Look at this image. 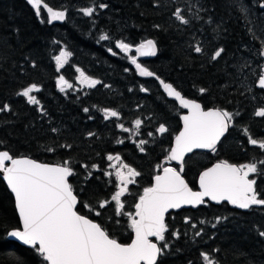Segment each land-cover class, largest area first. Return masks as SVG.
Returning a JSON list of instances; mask_svg holds the SVG:
<instances>
[{"label":"trees","instance_id":"16d2710c","mask_svg":"<svg viewBox=\"0 0 264 264\" xmlns=\"http://www.w3.org/2000/svg\"><path fill=\"white\" fill-rule=\"evenodd\" d=\"M189 1L46 0L56 10H60L61 6L68 9L65 21L47 24L41 23L23 0H0V105L7 103L11 107V111L0 112V150L48 164L71 159L78 176L70 178V182L77 188L79 198L94 207L100 201L110 199L116 190L115 177H106L103 173L110 171L107 155L119 154L125 163L141 172L137 184L130 185L129 193L122 198L125 211L133 212V205L143 188L150 186L151 178L157 173L154 169L164 161L170 138L178 128L177 112L174 104L164 98L155 80L136 77L125 55L115 48V40L111 44L97 42L98 36L105 31L120 32V36H114L116 39H124L133 44L154 39L158 43V55L141 61L149 70L172 83L178 90L205 87L212 93L211 98H220L224 94L230 97L232 93H226L225 87L227 89L232 82L218 81L223 66L211 72L208 63L194 54L193 46L201 43L202 37L199 29L192 31V28H210L211 25L216 28L220 25L221 30L216 36L227 52L229 50V54L226 53L229 58L236 56L237 47L241 48L247 41L243 21H238L237 17L231 20L232 15L229 20L223 0H193L198 1L199 6L209 9L208 12L200 13L203 20H196L194 14H190ZM257 2L259 0L255 3L252 1L254 17L259 14ZM99 3H107L109 7L99 9L94 17H86L79 11L82 7ZM177 7L183 9L185 16L192 21L190 25H181L172 15ZM209 15L214 21L211 25L205 23ZM260 21L264 25V20ZM155 25L161 27L156 28ZM118 28L122 29L119 31ZM224 28H227V33L223 32ZM16 29H19V33ZM207 41L210 44L208 46L214 50L216 44L212 43V38ZM62 47L71 51L72 56L57 73L53 57L59 54ZM109 47L117 52L116 56L107 51ZM32 61H35L37 67L31 66ZM238 61L233 66H240L241 62ZM77 67L111 87L97 85L90 89L78 86L75 92L62 94L56 86V79L63 75L74 85L79 75ZM125 68L130 71L125 72ZM33 82L42 87V91L35 95L41 100L47 115L42 116L37 106L27 104L25 98L16 95ZM141 85L150 91L140 92ZM84 107L90 109L89 113L83 112ZM104 107L119 111L120 118L104 120L99 111ZM89 116L93 119H88ZM137 118L144 123L140 135H135L130 142L117 125L123 123L125 127L132 128ZM160 123L169 127V133L148 137L147 133L155 132ZM52 128L59 131L53 133ZM88 132L96 135L88 137ZM140 139L149 140L144 153L139 151L134 142ZM117 140H123L124 143L118 144ZM64 143L72 144L73 148L58 147ZM49 147H55L56 151H46ZM81 164H96L101 170L96 171L90 167L93 178L85 181L86 173L80 167ZM79 210L81 214L89 215L104 224L119 242L129 241L128 218L114 216V203L107 210H101V217L89 214L84 208ZM199 213L181 210L167 215L166 222L170 231H179L180 238L170 237L172 253L166 257L164 264H189V261L202 264L200 253L213 252L214 248L219 249L212 254L219 259L220 264H264V241L255 238L249 231H239L237 224L229 223L230 228L220 235L215 231L210 241L205 232L196 236L183 221L186 217L195 218ZM115 220L120 222L117 224ZM17 226L11 196L0 181V264H35L30 248L21 247L5 238L6 232Z\"/></svg>","mask_w":264,"mask_h":264},{"label":"snow or ice","instance_id":"6c2138e0","mask_svg":"<svg viewBox=\"0 0 264 264\" xmlns=\"http://www.w3.org/2000/svg\"><path fill=\"white\" fill-rule=\"evenodd\" d=\"M32 7L35 15L41 23L52 24L57 21H65L67 8L60 7L56 10L50 6L46 0H26ZM226 7L234 10L240 15L238 21H243L247 35L253 41L259 40L260 47L253 53L260 58H264V25L257 24L252 12L251 0H225ZM107 3L82 7L79 11L86 17H94L99 9H107ZM259 9H264V0H259ZM214 10V9H213ZM191 11V6L189 8ZM209 9L200 6L194 13V19L203 20L201 12H208ZM43 13V14H42ZM46 14V15H45ZM175 19L184 26H188L192 21L184 14V10L177 7L173 14ZM264 17V13H260ZM213 18L209 15L206 23L212 24ZM154 27L160 28V25ZM261 35L257 36L256 29ZM221 30L217 25L214 32ZM19 33V29H16ZM227 33V28L223 29ZM108 33L99 36L98 41H111ZM59 44V41H55ZM247 48V45H243ZM115 48L123 53L129 63L134 66L136 74L140 77H153L159 82L167 97L171 98L179 109L186 110L179 116L182 121V129L174 137L172 146L167 150L164 161L158 164L157 174L153 177L151 186L144 187L134 204V212L125 211V203L122 200L129 193V186L137 184V178L141 172L128 163H125L119 154H108V167L112 171H104L106 177H115V192L110 199L102 200L98 206L94 207L89 202H84L79 198L77 188L70 178L77 177L78 173L71 159H64L62 162L48 164L38 162L28 156H15L8 150H0V176L6 182L10 192L14 195V206L19 217L17 227L7 231V236L15 238L23 245L28 246L35 257V264H164L166 257L172 253L170 237L179 239V231H170L166 222V217L170 210L181 209L185 205L196 207L204 205L207 201H214L217 204L228 202L229 204L243 210L255 207H264V191L258 190V178L264 177V159L250 160L249 162L235 164L226 159H220L211 167H206L198 174V191H194L185 179V170L188 163L186 157L195 150H207L216 154L218 146L222 147L223 142L230 135V130L236 127L239 111L233 112L223 107H205L204 104L195 98H188L182 94L172 83L166 82L156 72L149 70L140 62L142 57H155L158 55V43L154 39H145L133 44L124 39L115 41ZM107 51L116 56L117 52L111 47ZM196 54L208 55V63L219 62L226 54V47L218 45L210 54L206 53L201 43L193 46ZM135 53V54H131ZM72 52L66 48H61L59 54L54 56L55 70L57 73L68 63ZM33 68L37 67L35 61L31 62ZM241 67H251L249 61ZM259 73L253 72L256 76L255 87L264 92V64L259 65ZM130 71L129 68L124 69ZM79 73L77 81L80 85L94 89L97 85L110 88L102 80L87 75L84 70L77 67ZM56 86L60 92H66L73 88L63 75L56 79ZM42 87L33 82L16 93L17 96L26 99L29 105L37 106V110L42 116L47 115L41 100L36 93H40ZM132 91V89H129ZM140 92L148 93L150 90L143 85ZM203 97L208 93V89L201 87L198 89ZM248 91H252L251 88ZM255 99V97H253ZM95 107V105L93 106ZM11 111L9 104L0 105V112ZM88 107L83 108L84 113H89ZM104 120L110 118H120V112L112 108L104 107L99 109ZM253 115L264 118V106L258 107ZM88 119H93L89 116ZM144 121L137 118L133 121V127L127 128L123 123L117 125L123 132L132 135H140L141 126ZM53 133L58 132L57 128H52ZM169 133V127L165 123H160L155 132L149 131L148 137L155 135L163 136ZM250 129L243 128L247 143L254 148L264 152V139H258L249 134ZM88 137L96 135L88 132ZM137 148L141 153L146 151L145 146L149 140L140 139ZM118 144H123V140H117ZM62 149H72L73 145L64 143L58 145ZM46 151L54 152L55 147H49ZM175 162L177 167H172ZM167 165V166H165ZM85 170V181L93 178L94 169L100 171L99 165L81 164ZM97 179L99 177H96ZM207 198V200H206ZM114 203V216L127 217L128 227L134 234L130 243H121L114 238L104 224L97 222L89 215L81 214L80 208L87 209L88 213L95 217H101L102 211L107 210L109 205ZM227 217H217L216 224L226 220ZM119 223V220H115ZM190 218H185V223H189ZM201 224L204 221L200 222ZM193 228L195 224L191 225ZM202 230L195 233L201 235ZM258 236L264 238V230H258ZM219 249H213L218 252ZM200 257L204 264H220L219 259L213 256L212 252H201ZM189 264H192L189 261Z\"/></svg>","mask_w":264,"mask_h":264},{"label":"flooded vegetation","instance_id":"af4514ba","mask_svg":"<svg viewBox=\"0 0 264 264\" xmlns=\"http://www.w3.org/2000/svg\"><path fill=\"white\" fill-rule=\"evenodd\" d=\"M252 1H254L255 3L256 0H251V4ZM258 5L259 2H257V12L264 13V9H259ZM253 18L256 19L257 24L263 25L256 16H253ZM197 29L200 30L199 34L202 37L201 44L204 46L206 53L210 54L213 51L208 46L210 44L207 40L212 38V43L216 44V47L222 44L221 41L218 40L219 38H217L216 36V33L218 32L213 31V29L215 28H212V25L210 26V28H192V31H195ZM256 31L257 36H260L261 33L258 28L256 29ZM207 33H209V35ZM113 39L115 41L117 40L116 37H114ZM242 45H247L248 47H237L238 53H236V56H230L228 58V55L225 54L223 59L215 63H208V55L196 54L194 52L195 55L200 57L202 60L204 59V62L208 63L207 65L211 67V72H214V69L223 66L221 67L222 71L220 72L221 78L218 81H231L232 83L227 86V89L225 87V92L232 94L230 95V97L224 94L220 98H211L212 96L210 97V95L212 93L210 94L208 91L207 94L201 97L198 90H195L193 88H184L182 89L183 92L186 93L184 95L188 98H195L200 100L206 108L223 107L233 112L239 111L241 113V116L238 118V123L236 124V127L230 130V135H228L227 139L223 142V146H218V152L216 154L210 152H194L190 154L189 157H186L188 163L186 165L184 175L190 183L189 186L192 187L193 190L196 189V178L199 172L204 170L206 167H209L213 163H216L220 159H226L229 162L235 164L249 162L250 160L264 159V152H261L259 149L249 145L247 143L246 136L243 134V128L247 127L250 129L249 134L254 135L258 139H264V118H258L253 115L254 111L258 107L264 106V92L259 91L255 87L256 76L253 75L254 71L257 74L259 73V65L263 64V59L260 58L258 55L253 54L258 51L260 47V41L258 39L253 41L248 35L247 41L244 42ZM226 53L229 54V50L228 52L226 51ZM236 60H239V62L241 63L244 60L249 61L251 63V67H242V69L239 70V73H236L233 71V63L236 62ZM249 88L252 89L251 92L248 91ZM253 97H255V99H253ZM172 103L174 104V107L176 108L177 112L176 117L178 122V128L171 136L170 143L171 139L176 135L179 130L178 118L181 114H183V112L177 108L175 103ZM257 187L259 191H264V177L258 178ZM199 209L200 211H198ZM186 210L198 213L200 212L197 217H191L189 223H185V219L183 222L188 227H190L195 233L200 230H202V232H205L206 238L208 237V241H210L215 231H217L218 235H220L224 230L229 229V223L237 224L239 231H249L255 236V238L264 241V238L258 236V230H264V207L254 206L252 209L242 210L234 208V206H230L225 202L213 205L207 201L206 204L200 205L194 210ZM204 214L206 215L204 216ZM217 217H227V219L216 224V227L214 228L212 227V225L216 223ZM201 221H204V223L201 224ZM193 224L196 225L195 228L191 226ZM212 245L213 247H215L214 244Z\"/></svg>","mask_w":264,"mask_h":264},{"label":"water","instance_id":"95a60500","mask_svg":"<svg viewBox=\"0 0 264 264\" xmlns=\"http://www.w3.org/2000/svg\"><path fill=\"white\" fill-rule=\"evenodd\" d=\"M24 1V3L30 8V9H32V7L30 6V5H28L27 4V2H26V0H23ZM33 10V9H32ZM34 11V10H33ZM46 15V14H45ZM61 21H57V22H53V23H60ZM63 22V21H62ZM133 54H135V53H133ZM154 57H142V58H140V62L141 61H144V60H150V59H153ZM263 59V64H264V58H262ZM132 69L134 70V73H135V75H136V77L138 78V79H141V80H148V79H152V80H155V78H153V77H140L139 75H137L136 74V71H135V69H134V66H132ZM156 81V80H155ZM157 82V84H158V87H159V90H160V92L162 93V95L164 96V98L165 99H167V100H169V101H172V102H174L171 98H169V97H167V95L164 93V91H163V88L159 85V82L158 81H156ZM175 103V102H174ZM175 105H176V103H175ZM177 106V105H176ZM177 108H178V106H177ZM179 109V108H178ZM182 112H185L186 110H182V109H180ZM178 121H179V130H178V132L176 133V135L179 133V131L182 129V121H180V119L178 118ZM175 137V136H174ZM174 137L171 139V143H170V146H169V148L172 146V144H173V142H174ZM168 148V149H169ZM195 152H208L207 150H195ZM166 155H167V153H166ZM190 155V154H189ZM214 164V163H213ZM172 166H176L177 167V165H176V163L175 162H172V164H171ZM212 165H210L209 167H211ZM203 171V170H202ZM155 176V175H154ZM153 176V177H154ZM153 177L151 178V182H150V186H151V184H152V182H153ZM0 181L2 182V184L4 185V187H5V189H6V191L9 193V195L11 196V199H12V203H13V209H14V212H15V215H16V217H17V220H18V224H19V217H18V214H17V212H16V210H15V206H14V195L10 192V190L8 189V187H7V185H6V182L2 179V176H0ZM199 190V187H198V175H197V178H196V189L194 190V191H198ZM143 192V191H142ZM142 192H141V194H142ZM138 200V199H137ZM137 200H136V202H137ZM206 200H207V198H206ZM135 202V203H136ZM209 203H211V204H213V205H217V203L216 202H214V201H208ZM225 203H227L228 205H230V206H233V205H231V204H229L228 202H226L225 201ZM134 206V205H133ZM200 206V205H199ZM199 206H196V207H192V206H190V205H185V206H183L181 209H177V210H170L169 211V214L170 213H176V212H179V211H181V210H186V209H191V210H194V209H196V208H198ZM234 208H237V207H235L234 206ZM237 209H239V208H237ZM243 210V209H242ZM133 212H134V207H133ZM10 231V230H9ZM7 233V232H6ZM133 233L131 232V229H130V239H129V241L127 242V243H130L131 242V239L133 238ZM5 238H6V240L7 241H10V242H13V243H15V244H17V245H19V246H21V247H24V248H29L28 246H25V245H23L21 242H19V241H17L15 238H12V237H8L7 236V234L5 235Z\"/></svg>","mask_w":264,"mask_h":264},{"label":"rangeland","instance_id":"374dc122","mask_svg":"<svg viewBox=\"0 0 264 264\" xmlns=\"http://www.w3.org/2000/svg\"><path fill=\"white\" fill-rule=\"evenodd\" d=\"M224 2H225V0H223ZM190 2V6H191V11H190V14H194L195 12H196V9L198 8V7H200L199 5V3H198V1H193V0H190L189 1ZM225 5H226V3H225ZM227 10H228V12L226 13V15H227V17L229 18V20H230V18H231V15H232V19L231 20H233L234 21V19H235V17H238L239 15H240V13H238V12H236V11H234V10H229L228 8H227ZM202 13V12H201ZM257 18L259 19V20H264V17H261L260 16V13L258 14V16H257ZM238 20V19H237ZM207 21V20H206ZM206 21H205V23H206ZM217 23V22H216ZM242 24V23H241ZM119 29H122V28H118V30ZM118 30H116V31H118ZM120 31V30H119ZM103 33H108V32H101L100 34H99V36L101 35V34H103ZM110 36H111V41H105L107 44H111V42L114 40L113 38H114V36H120L121 35V33L120 32H118V33H108ZM98 36V37H99ZM101 42H104V41H101ZM239 62V61H238ZM245 64V60L244 61H242V63L240 64V66H238V65H236V66H233V71L234 72H236V73H239V70L240 69H242V65H244ZM239 68H238V67ZM249 76V75H248ZM72 84V83H71ZM78 86H82V85H80L79 83H78V81H77V79L74 81V85H73V88L72 89H68L66 92H68V91H72V92H75L76 91V89H77V87ZM85 87V86H84ZM59 90V89H58ZM62 93V92H61ZM65 92H63L62 94H64ZM132 127H133V124H132ZM120 129V128H119ZM121 132L122 133H124V134H126L127 136H128V140L130 141V142H132L133 141V138H135L136 136L135 135H132L131 133H126V132H123L122 130H121ZM131 134V135H130ZM132 137V138H131ZM165 166H167V165H165ZM154 168H156V167H154ZM110 171H112V169H110ZM157 171V168L156 169H154V172H156ZM127 227H128V223H127ZM130 229V228H129ZM202 263L204 264V262L202 261Z\"/></svg>","mask_w":264,"mask_h":264}]
</instances>
